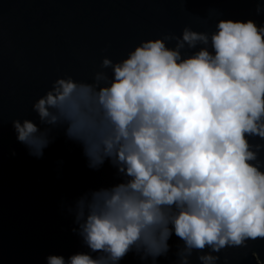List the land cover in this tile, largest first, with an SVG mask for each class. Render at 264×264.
Returning a JSON list of instances; mask_svg holds the SVG:
<instances>
[{"label": "clouds", "instance_id": "9594fccd", "mask_svg": "<svg viewBox=\"0 0 264 264\" xmlns=\"http://www.w3.org/2000/svg\"><path fill=\"white\" fill-rule=\"evenodd\" d=\"M32 110L39 124L12 121L31 156L62 130L90 169L109 163L119 178L67 206L88 251L47 264H120L129 253L156 264L173 236L177 264L194 254L218 264L222 250L264 239V144L252 143L264 140V26L254 20L142 41L90 80L57 78Z\"/></svg>", "mask_w": 264, "mask_h": 264}, {"label": "water", "instance_id": "95a60500", "mask_svg": "<svg viewBox=\"0 0 264 264\" xmlns=\"http://www.w3.org/2000/svg\"><path fill=\"white\" fill-rule=\"evenodd\" d=\"M258 6L264 0H0V264H47L50 255L88 251L67 206L119 182L109 163L90 169L81 146L62 130L43 158L31 156L12 121L39 124L32 106L57 78L90 80L104 58L121 61L142 41L182 36L185 27L212 33L221 19L264 26ZM169 243L156 264H177L182 241L173 236ZM217 255L218 264H264V239ZM120 264L152 262L129 253ZM191 264H199L196 254Z\"/></svg>", "mask_w": 264, "mask_h": 264}]
</instances>
